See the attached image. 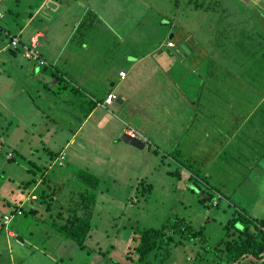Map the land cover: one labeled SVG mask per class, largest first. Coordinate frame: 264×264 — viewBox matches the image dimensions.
<instances>
[{
    "label": "rangeland",
    "instance_id": "rangeland-1",
    "mask_svg": "<svg viewBox=\"0 0 264 264\" xmlns=\"http://www.w3.org/2000/svg\"><path fill=\"white\" fill-rule=\"evenodd\" d=\"M35 1L40 0H2L0 9L4 14L10 10L21 12L29 3ZM79 1L84 2L86 7L97 9L103 2L108 4V9L111 5L107 0H96V3L94 0H75V2ZM114 1H116L114 6L120 7L121 4L124 7V0H112ZM126 1L127 5L135 7V12L120 14L116 20L119 24L112 31L107 28L102 30L101 22L104 20V14L106 17H111L112 10L99 11L102 14L95 19L91 12H94V9L89 11L88 8H81L83 21L79 19L80 15L76 16V20L79 21L78 35L82 34L84 43L88 44L84 52L80 45L81 41H78L76 51L79 55L87 56L88 60H91V54L101 55V58L94 59L98 70H106L112 59L118 62L113 58L114 56H119L121 60L119 64H124L126 54L136 55L133 59H137L148 53L151 56H146V61L150 62L158 51L165 47L171 32H174L175 38H178L176 33L181 25L183 29L191 32L202 52L200 55L195 54L197 57L201 56L199 58L201 63L200 66H195L198 77L193 83L191 78L194 75L187 71V63L181 58L182 55L177 53L176 65L172 66L170 74L175 77L179 85H190V88L195 85L200 87L202 78L200 96L213 98L214 91L210 89L212 86L214 88L216 77L219 78L220 73L228 72L231 67L237 66L236 68L241 70V65L230 62L234 54L229 51L232 50L233 53L240 51L243 32L248 37L247 49L250 53V58L244 64L250 66L248 69L244 67L245 75L264 69V8L260 10L254 7L252 4L256 0ZM194 5H197L196 10L192 9ZM243 5H246V8L251 7L254 11L242 10ZM207 7L209 10H206ZM237 10L240 12L236 13ZM120 12L121 9L117 13ZM250 15L253 18L252 24L250 22L239 24ZM4 20L0 19V24L4 23ZM35 24L37 20L32 21L26 30ZM183 29L181 27L182 32ZM99 32L101 35L95 42V36L100 34ZM90 44L93 45L91 48ZM41 57L39 55V59H30L44 64L40 63V59L43 58ZM234 58L240 59L239 55H234ZM66 63L67 61L63 66L68 70ZM190 64L194 67L192 59ZM151 65L153 66L151 71L157 68L154 63ZM149 70L150 68L147 67L143 73L147 74ZM117 72L118 69L116 74ZM182 72L183 74H180ZM68 74L73 77L69 76L72 80L76 78L71 71H68ZM179 74L180 76H177ZM232 76L233 80H238V84H233L231 87L232 94L239 102L236 104L245 107L246 105L240 104V98L245 95L243 87L254 88L257 79L247 78L242 81L238 72L237 75L232 74ZM226 77L227 81L232 79L229 75ZM149 83L150 79L147 76L132 80L130 85L132 89L142 90L143 96L147 97L150 92ZM63 84L65 85L57 83L52 88L41 86L38 89L39 93L32 85L27 86V90L35 100L36 108L35 111L29 108L24 114L25 119L35 121V125L31 128L38 130L39 121H42L39 118L44 108L43 95L47 94L51 97L49 90L60 94L63 101L61 108L58 109L63 117L58 118V111L53 115L61 121V126L57 122L56 127H61L64 133L69 135V132L82 124V130L64 149L61 147L64 146L65 141L56 143L61 144L58 149L54 145L50 146L51 150H56L55 152L62 149L64 160L61 163L54 162L53 157L42 159L49 149L47 146L45 148L37 137L30 136L27 129L24 133L21 130L23 134L20 141H15L17 135L14 136L15 139L9 138L10 136L1 137L5 140L0 141V222L4 219L2 218L4 215L9 216L10 219L3 226L0 225V264H115L113 262L131 264L127 255L132 235H135L141 227H159L176 217L184 219L193 228L200 229L204 244L211 247L224 235V225L232 216L234 206H229L228 201L242 207L251 216L264 218V157L261 156L264 153H245L244 149H236L240 144L237 140L241 136L237 135L235 140L229 139L230 141L227 142L222 138L226 136L225 131H220L217 127L215 136H211L210 139V134L205 135L207 131L204 133L205 136L199 137L194 133L195 128L185 126L180 131L183 134L178 137L176 149L172 147V151L164 153L169 147L166 141L161 139L152 145L147 142L141 152V149L121 140L119 136L110 138L109 134L88 136L86 128L89 123H82V118L90 106L88 102L92 100V96L85 91L71 92L70 85L65 80ZM135 85L138 87L135 88ZM106 86L102 88L105 89ZM83 90L90 89L85 87ZM196 91L197 89H194L189 96L192 97ZM158 93L156 92V99ZM254 93L258 94L257 91ZM104 97L105 94L103 97L93 98L97 105L102 104L107 108L98 107L93 117L100 118L103 111L108 119L114 121V125L121 124L116 118V111H112L111 106L104 104ZM192 98L195 100L194 97ZM157 105L161 107L164 101H158ZM206 106L207 111L212 104ZM139 113L148 115V106ZM125 116L126 114L123 113L122 117L126 119ZM135 117L139 121L142 120L138 115ZM16 121L13 119L11 129L17 128ZM208 121L207 118L206 123ZM18 128L22 126L19 124ZM140 128L145 131L146 137H150L148 125H142ZM112 129H114L113 125ZM175 129L176 127L173 126V130ZM199 130H202L201 126ZM98 131L105 132L104 129ZM28 136L32 137L30 141H26ZM87 137H91V140H86ZM67 138L69 136L66 135ZM220 143L223 145L222 150L214 153V150L220 148ZM249 143L254 144V142ZM155 146L158 151L153 148ZM6 153L10 158H7ZM257 161L263 169L262 173L252 171L256 169L254 164L258 163ZM87 176H93L96 182H85L83 178ZM31 177L40 178L42 182L38 187L32 189L34 183H27ZM144 187L147 189H143ZM202 190L209 193L212 198H207L208 195ZM40 191H45L48 195L37 200L35 196ZM27 194V199L23 200ZM89 194H94L92 205ZM203 196L206 197L201 200ZM47 204H50L49 209ZM84 204L91 210L92 237L87 242L88 247L82 249L73 240L52 229L50 222L53 220L62 222L72 209L87 213L89 210L83 207ZM21 206L27 209L32 206L37 210L32 215L14 212L15 208ZM8 232H13L14 236H10ZM201 249H204L203 244L197 239L192 242L185 241L184 245L175 248L172 264L205 262L204 259H209V255L202 261L192 258ZM229 264H264V260L259 263L243 260Z\"/></svg>",
    "mask_w": 264,
    "mask_h": 264
},
{
    "label": "crops",
    "instance_id": "crops-1",
    "mask_svg": "<svg viewBox=\"0 0 264 264\" xmlns=\"http://www.w3.org/2000/svg\"><path fill=\"white\" fill-rule=\"evenodd\" d=\"M1 1L2 0H0V2ZM107 1L111 2L109 9L108 4L104 2L100 3L99 9H97L86 7L84 2H75V0H40L39 2L35 1L34 3H29L27 5L28 7L26 6L21 12H13L9 9L10 11H8V13L5 12V14L0 9L2 13L0 19H5L4 23L0 24V138L2 136L5 138L10 136L9 138L15 139L14 136L17 135L15 141H20L22 140L21 135L24 133V130L27 129L30 136L37 137V140L41 141L44 147L46 148L47 146L49 149L42 159L45 157H53V161L58 163L59 156L61 154L64 155L62 149H64L68 143L74 141L76 134L82 130V124L74 131L69 132V135L64 133L61 127H56L57 122L61 126V121H59L58 118H62L63 114L58 108H61L63 100H61L60 94L49 90V92H51V97L46 94L43 95L42 98L44 108L43 114L39 118V120H42L39 121V129L36 130L31 128L35 125V121L25 119L24 114L29 108L35 111L36 107L35 100L26 87L32 85L35 91L39 93V87H45L49 82H51V86H48V88H52V86L57 85V83L64 85L63 80H65L70 85L71 92L79 90V92L85 91L91 94L92 100L90 102L87 101L90 105L92 101H95V97H103L105 94L103 100L104 104L111 106L113 109L112 111H116L117 113L116 118L121 124L118 123V125H114V121L108 119V116L105 115L103 111L100 118L93 117L98 107L107 109L103 107L104 105L96 104L93 108H89L86 112L87 114L82 118V123H89L86 128L88 136L96 134L99 136H107L109 134V138L119 136L118 138L121 139L122 134L126 133L127 128L130 127L135 130L139 138L145 141L144 148L147 142L152 145V143H157V140L162 139L166 141L169 147L164 153H168L169 150L172 151V147H174V149L177 148L178 137L183 134V132L180 131L181 129L183 130L185 126L195 128L194 133L199 137L210 134V139L211 136H215V128L218 127L220 131H225L226 136H222V138L227 142L230 141L229 139L235 140L237 135L241 136V138L237 140L240 144L237 145L236 149H244L245 153H264V69H261V71H253L245 75L246 71L244 67L247 69L250 67L249 65L244 66L250 58V53L247 49L248 37H246L245 32H243L244 37H241L240 51L238 50L235 53H233L232 50L229 51V53L236 56L239 55V60L235 59L233 55L230 62L241 65V70H238L236 66L235 68L231 67L233 69L230 68L226 73H220V77H216L214 80V88L212 86L210 89L214 91V97L204 98V96H200L201 87L203 85L202 78L200 87L195 85L190 88V85H179L175 77L170 74L172 66L176 65V55L178 53L182 55L181 58L187 63V71H190L194 75L191 78V82H195L196 77H198L195 66H200L201 60L199 58H201V56L197 57L195 54L200 55L202 48L198 47L197 40L189 30L183 29L182 25L177 29L176 35L178 38H175V33L171 32L165 43V47L160 49L150 62L146 61V56H151V54L148 53L137 59H133L136 55L126 54L124 64H119L121 63L120 57L114 56L113 58L118 62L112 59L111 64L103 71L98 70V65L96 61H94L96 58H101V55L91 54V60H88L89 58L87 56H82L83 54L79 55L76 51V46L79 45L78 41H81L80 45L83 49L88 45L84 43L83 35H78L77 32L79 21L76 20V16L80 15L79 19L82 20L81 8H88L89 11L94 9V12H91L95 19L102 14L99 11L103 9L112 10L113 15L111 14V17H106L104 14V22L101 21L103 25L102 30L107 28L109 31H112V29L119 24L116 20L119 18L120 14H133L135 12V7L129 6L130 4L127 5L128 2L126 0H124V7L121 4L120 7L118 5L114 6L116 1ZM94 2L96 3V0H94ZM252 5L262 10V8H264V0H256ZM259 5L261 7H259ZM245 6L246 5H243L241 7L242 10L253 11L251 7H248V9ZM119 9H121V12L117 13ZM192 9L196 10L197 8L192 7ZM206 10H209L208 7ZM238 12L240 11L237 10L236 13ZM34 20H37V24L29 28V30H26L28 25ZM247 22L252 24L251 15L243 21H240L239 24H246ZM181 27L183 32L181 31ZM99 33L100 34H96L95 36V42L99 40L101 32ZM33 35H38L37 49L39 55L43 57L41 58L46 61V64H39L26 58L21 50V47L26 45ZM14 37L18 39V44L15 47L10 44L11 39ZM169 40L174 42V46L169 47L167 45ZM96 45L100 46L99 44ZM91 46L93 45L90 44V48ZM85 51L84 49V52ZM93 56H95V58ZM191 59L194 67L190 64ZM65 61H67L66 65L68 70L63 66ZM152 63H154L157 68L151 71L153 67L151 65ZM147 67H149L150 70L147 74H144L143 70ZM43 68H45V70H43ZM117 69L118 72L116 74ZM68 71H71L76 78L72 80L71 78L73 77L68 74ZM119 71L125 72L123 78L119 76ZM237 72L241 75L242 81L247 78L257 79L254 88L252 86L247 88L243 87V93H245V95L243 98H240V104L246 105L245 107H239L236 104L239 102L231 91L232 85L238 84V80H233L232 76V74L237 75ZM180 74H183V72ZM180 74L177 76H180ZM228 75L232 79H228L227 81L226 76ZM117 76L119 79H117ZM147 76L150 79V92L146 97V95L143 96L141 93L142 90L132 89L130 83L136 78L141 79ZM127 78L130 79L127 80ZM230 81H233V83H230ZM224 82L226 84H223ZM82 85L88 87L90 90H83L85 87ZM104 85H107L105 89L102 88ZM140 86L141 85H139V87ZM134 87L137 88L138 86L135 85ZM189 89L192 90L189 91ZM194 89H197L195 94L192 95L195 100H193L191 95L189 96ZM255 91L258 93L257 95L254 93ZM156 92H159L157 99ZM109 93H113L115 99L110 103H106L105 98ZM117 97L121 100L117 101ZM158 101H164V105L159 107L157 105ZM207 104H212L213 108L210 106V110L206 111ZM223 104L225 105L223 106ZM145 105L149 108L148 115L139 113L141 109L146 108ZM57 111L58 118L53 117ZM123 113L126 114V119L122 117ZM137 115L142 118L141 121L136 119L135 116ZM207 118L209 119L208 123H206ZM13 119L17 120L15 122L17 128L11 129L10 126L13 123ZM19 124L22 128H18ZM145 124L149 126L150 137H146L145 131H142L140 128ZM112 125L114 129H112ZM28 126L31 129L26 128ZM173 126L176 127L175 130H173ZM199 126L202 127L201 131L199 130ZM177 127H180V129ZM207 127L211 131L206 129ZM98 129H104L105 132L101 133ZM206 131L207 134L204 135ZM66 135L69 136V138L66 139ZM161 135H165L166 137L163 138ZM151 136H153V138ZM198 136L197 140H199ZM31 138L32 137L28 136L26 141H30ZM87 139L90 141L91 137H87L86 140ZM4 140V138H1L0 141ZM64 141L65 144L61 147V150L55 152L56 150L50 149L51 145H54V147L56 146L58 149L61 144L57 145L56 143H62ZM249 142H254V144H250ZM220 145V148L214 150V153L218 150H222L223 145L221 143ZM153 148L158 151L157 146ZM143 149L140 151L142 152ZM8 153H6V156ZM11 155H13V153H11ZM261 156L264 157V154ZM7 158L10 157L7 156ZM63 160L64 158L62 161ZM259 164L260 162L255 163L256 169L252 171L262 173L263 169ZM28 171L30 170L28 169ZM33 178L36 179L35 177H31L29 180ZM41 182L40 178L36 179L32 189L38 187ZM27 197L28 194L23 200L27 199Z\"/></svg>",
    "mask_w": 264,
    "mask_h": 264
},
{
    "label": "trees",
    "instance_id": "trees-1",
    "mask_svg": "<svg viewBox=\"0 0 264 264\" xmlns=\"http://www.w3.org/2000/svg\"><path fill=\"white\" fill-rule=\"evenodd\" d=\"M194 6L197 8V5ZM255 21H253V23ZM45 86L48 87V85ZM95 105V101L91 102L86 112ZM82 176L84 177V175ZM35 180L36 179L33 178L28 180L27 183H34ZM83 180L88 183L96 182L93 176H87L83 178ZM143 189L147 188L144 187ZM202 191L204 194L208 195L207 198H212L209 193L204 190ZM46 195H48L47 192L40 191L36 194L35 199L38 200L40 197L44 198ZM88 197H90V201H92L91 205L94 204V194H89ZM205 197L206 196H203L201 200H204ZM47 205V209H49L50 204ZM228 205L234 206L232 216L224 225V235L211 247L204 244L202 231L200 229H195L185 222L184 219L176 217L159 227H141L130 239L127 257L131 260V264H172L175 248L184 245L185 241L192 242L197 239L203 244L204 249L198 251L197 254L195 253L192 258L202 261L204 257L209 255V259H204L205 262H198V264H229L241 262L243 260H250L255 263L263 261L264 218L251 216L242 207L231 201H228ZM83 207L89 211H87V213L84 211L81 213L72 209L68 216L64 217L62 222L54 220L50 222L52 229L73 240L75 244L82 249L88 247L87 242L92 237L90 234L92 230L91 210L86 204H84ZM36 210V207L30 206L27 209L21 206L18 209L15 208L14 212L17 214L30 213L32 215ZM1 220V226H3L4 223L6 224L4 219ZM113 263L117 264L116 262Z\"/></svg>",
    "mask_w": 264,
    "mask_h": 264
},
{
    "label": "built area",
    "instance_id": "built-area-1",
    "mask_svg": "<svg viewBox=\"0 0 264 264\" xmlns=\"http://www.w3.org/2000/svg\"><path fill=\"white\" fill-rule=\"evenodd\" d=\"M1 15V13H0ZM11 45H13L14 47L17 46L18 44V39L16 37L12 38L11 41H10ZM167 45L169 47H172L174 45L173 41L172 40H169L167 42ZM37 46H38V35H34L30 38V40L28 41V43L26 45H23L21 47V50L24 54V56L28 59L30 58H33V59H39V51L37 49ZM40 63H44L46 64V62L42 59H40ZM119 76L120 77H124L125 76V72L124 71H119ZM115 99V95L113 93H109L106 98H105V102L106 103H110L112 102L113 100ZM126 134L130 135V136H137L135 130L133 128H130L128 127L127 130H126ZM64 158V155L61 154L59 156V160H58V163H61L62 162V159ZM32 198V196H31ZM4 218V221L7 223L10 219L9 216L7 215H4L3 216ZM11 234V233H10Z\"/></svg>",
    "mask_w": 264,
    "mask_h": 264
},
{
    "label": "water",
    "instance_id": "water-1",
    "mask_svg": "<svg viewBox=\"0 0 264 264\" xmlns=\"http://www.w3.org/2000/svg\"><path fill=\"white\" fill-rule=\"evenodd\" d=\"M116 100L120 101L121 99L119 97H117ZM121 138H122V140L128 142L129 144H131L132 146H134V147H136L138 149H143L144 148L145 141H143L141 138H139L137 136H130V135L126 134V133H123Z\"/></svg>",
    "mask_w": 264,
    "mask_h": 264
},
{
    "label": "clouds",
    "instance_id": "clouds-1",
    "mask_svg": "<svg viewBox=\"0 0 264 264\" xmlns=\"http://www.w3.org/2000/svg\"><path fill=\"white\" fill-rule=\"evenodd\" d=\"M0 13H1V11H0ZM1 16H2V13H1L0 17H1ZM33 36H34V35H33ZM30 38H31V37H30ZM29 40H30V39H29ZM173 43H174V42H173ZM173 46H174V45H173ZM137 137H138V135H137ZM31 196H32V195H30V198H31ZM10 233H11V232H8V234H9L10 236H14L13 233H11V234H10Z\"/></svg>",
    "mask_w": 264,
    "mask_h": 264
}]
</instances>
